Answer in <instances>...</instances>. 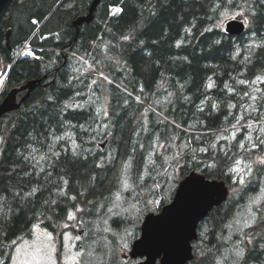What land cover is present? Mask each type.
I'll return each instance as SVG.
<instances>
[{"label": "trees", "instance_id": "obj_1", "mask_svg": "<svg viewBox=\"0 0 264 264\" xmlns=\"http://www.w3.org/2000/svg\"><path fill=\"white\" fill-rule=\"evenodd\" d=\"M59 1L11 0L0 16V55L14 62L0 102L10 90L42 80L20 108L0 118V264H12L18 244L39 224L59 242L81 222L88 229L83 237L99 234L93 232L98 206L112 201L130 158L131 180L138 182L155 134L177 150L171 163L157 154L149 165L140 184L143 204L159 193L170 166L176 183L197 170L230 187L228 199L200 221L188 263L215 264L232 247L225 238L230 220L264 185V132L255 144L246 138L250 122H264V81L257 109H246L249 83L264 77V0H101L78 32L73 21L88 13L93 0H61L56 7ZM115 5L120 11L112 14ZM240 9L246 32H225L221 13ZM26 42L35 56L15 60ZM80 57L92 58L94 68ZM154 99L178 121L153 110ZM236 125L240 132L231 136ZM239 159L252 164L243 182L234 180ZM258 211L240 234L243 257L228 264H264V202ZM66 223L72 228H62ZM139 233L137 225L133 239ZM110 245V264H120L117 244Z\"/></svg>", "mask_w": 264, "mask_h": 264}, {"label": "rangeland", "instance_id": "obj_2", "mask_svg": "<svg viewBox=\"0 0 264 264\" xmlns=\"http://www.w3.org/2000/svg\"><path fill=\"white\" fill-rule=\"evenodd\" d=\"M235 17H241L245 19L246 16L244 10L240 9L228 12L227 17H225L223 23L221 24L222 27L224 28L225 22L228 19ZM30 47H32L31 44H27L26 42L19 47L17 52H22L23 54L27 55L28 53H31ZM80 58L83 63L86 64V67L94 68V66H92V58ZM98 69L102 72L104 71V69H102L101 67H98ZM77 70L81 69L78 68ZM104 72L107 74L106 71ZM110 77L112 78V76ZM111 80L116 84L120 83L121 85H124V83L119 79L112 78ZM263 81L264 77H261L249 83L250 88L247 92V95L249 96V104L246 105V109L249 112L257 109L258 100L262 97V95H260L261 87H259V85ZM121 85L119 86L123 87ZM125 87H127L126 84ZM174 97L175 96L171 94L169 96V101L173 100ZM99 98L100 97H98V99ZM100 101L102 102V98H100ZM150 104L152 105V107H150L153 110L159 112L168 120L174 123L178 121L173 115L167 114V107L162 106L155 99L150 100ZM102 107L104 110L106 107L105 102ZM107 114L108 112L105 111L104 113H102V117L107 118ZM105 124L108 128L103 129V131H107L110 129L109 124ZM248 125L250 127V130L246 134L247 141L249 142V145L255 144V136L260 135L264 132V122H262L261 124H259L258 122H250ZM240 129V126L236 125L234 130H230V135L235 136L236 134H239ZM225 137H227V135L220 134L219 138L222 139ZM101 141L103 142V140ZM159 142L160 137L158 134H155L153 136V140L150 142L151 146L147 149L145 156L146 163L142 169L140 179L138 178V182H135L136 185L133 180H131L132 158L126 161L122 170V181L119 186L120 189L113 195V199L111 198V202L106 205H104L103 203L98 206L99 208L97 212L98 214H100V216L97 221H95L96 224H93V227L95 229V231L93 232H99V234H96V236L92 237L91 239L88 235L83 237V235L88 232V229H86V227H84L83 223L81 222L75 227L74 230H68V233H64L62 237L63 240L59 242L57 234H52L51 232L43 230L41 227L36 226L33 230L32 237L25 239L18 244L12 259V264H14L17 259V249L31 250L40 243H46L48 241L46 233L52 234L51 242L55 246V251L52 253V258L55 260L56 257V264H110L112 260L110 258V254L112 255V250L110 249L112 247L110 245V242L113 241L117 244L116 249L120 256L124 253H129L131 244L134 240L133 238L135 236L137 225L141 226L146 213L150 211L158 212L159 210H161L163 205L169 203L171 201L170 198L172 190H174L178 184L175 181V171L170 166L169 169L165 171L167 177L166 180L163 183L160 182L156 187L159 193L154 198L150 199V201L147 202V205L143 204V201L141 200V197H143L142 192L146 191L143 187L140 188L141 180H143L147 176L149 172V165L157 161L156 155L162 154V159L167 163H171L175 159L173 156L174 154H172L173 151L177 150V148H175L172 151L173 147H176L173 145L174 142L169 141L164 144ZM183 145L184 144H182V146ZM169 148V152H164ZM162 150L163 152L160 153V151ZM179 150L180 149H178V151ZM251 165L249 161L239 159L234 166V180H238L241 182V178H243V181H245L247 176H249L251 173V170L249 171V167L251 169ZM162 185L164 186V190L161 187ZM164 199L169 201L161 206V202ZM262 202H264V185H262L259 192L253 198H251V200L248 201L245 206L236 211L234 217L230 220L225 238L227 241H231L232 247L226 249L223 256L217 258L215 264H228L229 262L231 263L241 258L237 256V252L243 250L240 234H242V230L250 227L255 223L258 218V208L260 207ZM147 207H149L150 210L146 211ZM117 215L124 218V220H115L114 218ZM125 219L127 222H124ZM246 223L247 226H245ZM69 226L70 228H72L69 223H66L64 224V226H62V228H67ZM65 235H67L69 238L65 239ZM76 237H80L79 240L83 241V244H81V246L76 242ZM61 243L62 247L60 246ZM101 246H103V248H100ZM76 247H79V253L75 249ZM72 257H75V259L73 260ZM139 260V258L135 260L132 258H122V262H120V264H134Z\"/></svg>", "mask_w": 264, "mask_h": 264}, {"label": "water", "instance_id": "obj_3", "mask_svg": "<svg viewBox=\"0 0 264 264\" xmlns=\"http://www.w3.org/2000/svg\"><path fill=\"white\" fill-rule=\"evenodd\" d=\"M10 1L0 0V16ZM100 1L94 0L87 15L78 17L74 26L78 28L84 21H92ZM244 21L241 17L227 20L225 31L232 35L243 34L247 29ZM11 33L12 29L9 28L6 32L7 46L10 44ZM41 81L30 80L10 90L0 103V118L20 108ZM24 91L26 93L18 100V94ZM229 193V186L224 180L209 179L205 174L192 170L179 182L170 203L164 205L160 212L146 214L141 225V235L124 257H144V260L135 264H187L194 257L192 241L198 239L200 221L214 207L226 201Z\"/></svg>", "mask_w": 264, "mask_h": 264}, {"label": "snow or ice", "instance_id": "obj_4", "mask_svg": "<svg viewBox=\"0 0 264 264\" xmlns=\"http://www.w3.org/2000/svg\"><path fill=\"white\" fill-rule=\"evenodd\" d=\"M116 12H119L120 9H115ZM222 16L227 17L228 13L227 11L221 13ZM245 24L248 23L247 18H245ZM243 83V81H241ZM212 85L209 84V87ZM215 107V105H214ZM261 163H264V159L261 160ZM249 167V171H250ZM241 182H243V178H241ZM69 218H73L72 215H69ZM247 226V223L246 225ZM46 236L48 238V241L46 243H40L35 248L31 250H25V249H17V259L14 262V264H56V261L52 258V253L55 251V246L51 242L52 240V234L46 233ZM69 237L65 235V239H68ZM80 237H76V239H79ZM237 256L243 257V250H240L237 252ZM74 260L75 257H72Z\"/></svg>", "mask_w": 264, "mask_h": 264}, {"label": "bare ground", "instance_id": "obj_5", "mask_svg": "<svg viewBox=\"0 0 264 264\" xmlns=\"http://www.w3.org/2000/svg\"><path fill=\"white\" fill-rule=\"evenodd\" d=\"M94 1V0H93ZM61 3V0L57 3V5H56V7L59 5ZM55 7V8H56ZM54 8V9H55ZM54 9H52L48 14H47V16L45 17V19L43 20V22L46 20V19H48L47 17H49L52 13H53V10ZM115 9H120V7H118V8H113V9H110V11H111V13L113 14V13H115L116 11H115ZM74 10V9H73ZM121 10H122V8H121ZM119 13V12H118ZM87 14H85V15H83V16H86ZM83 16H79V17H83ZM77 19V18H76ZM75 19V20H76ZM74 20V21H75ZM42 22V23H43ZM91 22V21H90ZM95 22V21H94ZM74 23V22H73ZM83 23H89V22H87V21H84ZM82 23V24H83ZM81 24V25H82ZM43 26V25H42ZM73 26H74V24H73ZM74 27H76V26H74ZM79 27L80 26H78V28H77V32L79 31ZM34 30V29H33ZM60 34V33H59ZM12 35V34H11ZM40 35V34H39ZM33 41V40H32ZM53 41V40H52ZM48 43V42H47ZM55 43V42H54ZM74 49V48H73ZM31 51V53H28V54H30L31 56H35V50H30ZM30 51H28V52H30ZM69 53V52H68ZM13 67V66H12ZM8 71H9V66L7 65V64H5L3 61H2V59H0V93H1V91L3 90V88H4V85H5V82H6V79H7V75H8ZM42 79H44V78H42ZM56 79V78H55ZM22 178V177H21ZM20 179V178H19ZM57 184V183H56ZM29 188V187H28ZM51 192H53V191H51ZM50 192V193H51ZM42 194V193H41ZM40 199V198H39ZM85 199V198H84ZM82 200V199H81ZM75 205V204H74ZM94 205V204H93ZM25 210V209H24Z\"/></svg>", "mask_w": 264, "mask_h": 264}, {"label": "flooded vegetation", "instance_id": "obj_6", "mask_svg": "<svg viewBox=\"0 0 264 264\" xmlns=\"http://www.w3.org/2000/svg\"><path fill=\"white\" fill-rule=\"evenodd\" d=\"M74 22V21H73ZM36 226H39V227H41L43 230H46V231H49L48 229H46V227H44V225H36ZM36 226H34V228L36 227Z\"/></svg>", "mask_w": 264, "mask_h": 264}]
</instances>
